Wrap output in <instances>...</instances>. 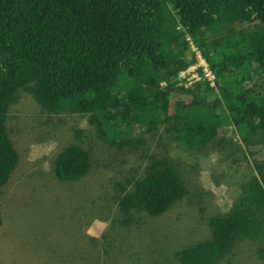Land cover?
Here are the masks:
<instances>
[{
	"label": "trees",
	"instance_id": "obj_1",
	"mask_svg": "<svg viewBox=\"0 0 264 264\" xmlns=\"http://www.w3.org/2000/svg\"><path fill=\"white\" fill-rule=\"evenodd\" d=\"M190 43L214 85L200 65L181 83L197 60ZM21 91L33 100L30 118L47 124L52 113L78 112L105 143L131 152L109 186L107 209L116 206L122 225L180 199L184 215L196 203L205 214L207 191L185 175L214 153L228 166L218 178L234 186L231 201L208 217L209 236L177 249L172 264H216L242 243L264 261V0H0V189L18 160L6 120ZM225 122L238 142L218 136ZM66 130L81 139L80 129ZM90 165L88 150L71 142L51 171L71 180Z\"/></svg>",
	"mask_w": 264,
	"mask_h": 264
},
{
	"label": "rangeland",
	"instance_id": "obj_2",
	"mask_svg": "<svg viewBox=\"0 0 264 264\" xmlns=\"http://www.w3.org/2000/svg\"><path fill=\"white\" fill-rule=\"evenodd\" d=\"M190 47L195 49L194 44ZM32 103L30 94L21 91L6 120L18 160L0 189V264H172L177 249L209 236L208 217L227 210L234 186L218 176L228 166L207 152L196 160L199 172L185 175L191 189L207 191L205 214L196 203L195 211L184 215L186 203L180 199L159 216L141 211L134 215L137 223L122 225L116 206L107 209L113 190L109 186L121 180L131 152L105 143L78 112L52 113L53 119L42 124V117L30 118L36 113ZM67 123L83 131L81 139L66 130ZM218 136L240 140L226 122L219 125ZM71 142L88 150L90 173L58 179L51 163L58 149ZM238 246L216 264H264L244 243Z\"/></svg>",
	"mask_w": 264,
	"mask_h": 264
},
{
	"label": "clouds",
	"instance_id": "obj_3",
	"mask_svg": "<svg viewBox=\"0 0 264 264\" xmlns=\"http://www.w3.org/2000/svg\"><path fill=\"white\" fill-rule=\"evenodd\" d=\"M190 46H193V44L190 43ZM192 50L194 51L197 60L195 62H193L195 64H189L186 68L183 69V71L181 72V76H182V74H184V76L181 77V80H180L181 83L184 84V85H188V84H190L192 79H196L197 76H198V74H197V66L200 65L204 75L206 76V78L208 80V82L211 85H214L213 76H212V78L209 79V77L206 75V73H205L203 68L205 66L210 71H211V69L206 64L204 59L200 56V54L198 53L197 49L195 48V49H192ZM191 66H193V67H191ZM211 73H212V71H211ZM212 75H213V73H212Z\"/></svg>",
	"mask_w": 264,
	"mask_h": 264
},
{
	"label": "built area",
	"instance_id": "obj_4",
	"mask_svg": "<svg viewBox=\"0 0 264 264\" xmlns=\"http://www.w3.org/2000/svg\"><path fill=\"white\" fill-rule=\"evenodd\" d=\"M203 69H204L206 75L209 77V79L212 78L213 75H212L211 71L209 69H207V67H205V66ZM182 76H184V74H182Z\"/></svg>",
	"mask_w": 264,
	"mask_h": 264
}]
</instances>
